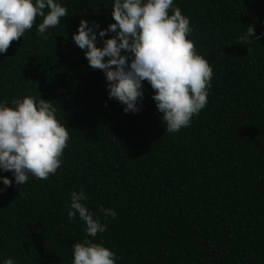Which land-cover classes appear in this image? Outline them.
Wrapping results in <instances>:
<instances>
[{
	"label": "trees",
	"instance_id": "16d2710c",
	"mask_svg": "<svg viewBox=\"0 0 264 264\" xmlns=\"http://www.w3.org/2000/svg\"><path fill=\"white\" fill-rule=\"evenodd\" d=\"M57 2L68 16L47 40L38 17L0 54V102H53L70 135L47 180L18 186L0 170L13 182L0 179V264H72L73 244L86 238L115 252L116 264H264V0H174L213 78L207 106L168 134L147 81L140 111L126 114L73 41L82 19L99 25L98 36L115 23L114 0ZM249 25L261 38L241 44ZM81 188L107 225L95 238L78 215L68 219ZM100 205L117 217L104 220Z\"/></svg>",
	"mask_w": 264,
	"mask_h": 264
},
{
	"label": "clouds",
	"instance_id": "9594fccd",
	"mask_svg": "<svg viewBox=\"0 0 264 264\" xmlns=\"http://www.w3.org/2000/svg\"><path fill=\"white\" fill-rule=\"evenodd\" d=\"M67 16L68 9L57 0H0V54L24 37L38 17L42 22L37 35L47 40L48 29L57 27ZM112 19L115 23L100 30L99 36V25L82 19L72 37L85 51L89 66L105 74L109 99L124 105L126 114L138 113L143 82L147 81L167 134L189 126L207 106L213 78L209 60L197 53L194 41L188 38L193 31L189 18L182 15L174 0H114ZM109 33L114 35L105 39ZM260 38L249 25L238 39L251 45ZM98 42L103 46L98 47ZM247 50L251 55L252 48ZM56 111L53 102L38 96L13 99L11 106L7 100L0 102V170L11 172L16 185L26 184L30 176L47 180L61 167L70 135ZM0 179L5 188L12 186L11 179ZM70 198L68 219L74 221L78 215L86 225L87 237L95 238L106 231L107 225L94 218L87 207L89 197L83 188L72 191ZM98 211L104 220L117 217L113 209L103 205ZM72 255V264H116L118 259L102 243L87 238L73 244ZM3 264L15 261L9 257Z\"/></svg>",
	"mask_w": 264,
	"mask_h": 264
}]
</instances>
